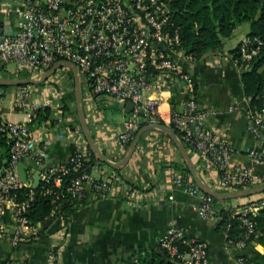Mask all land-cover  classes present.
<instances>
[{"label": "built area", "instance_id": "2783aa9c", "mask_svg": "<svg viewBox=\"0 0 264 264\" xmlns=\"http://www.w3.org/2000/svg\"><path fill=\"white\" fill-rule=\"evenodd\" d=\"M0 12L5 18L14 17L15 25L13 31H5L0 20V71L13 62V72L25 70L27 75L35 76L59 60H71L79 68L81 91L86 98L93 101L106 98L107 102L122 103V107L126 101L133 103L115 136L119 147L125 149L141 125L161 122L171 125L186 148L196 152L201 169L214 171L209 175L213 188L230 190L264 182V102L253 103L251 94H243L247 102V130L252 137L246 150L250 163H245L229 140L209 127L207 119L215 108L201 107L195 100L192 78L181 67L183 60L195 57L180 44L179 30L171 24L167 0H3ZM254 39L256 45L248 36L242 38L239 54H232L241 71L249 68L252 56L259 50L261 40ZM41 82L45 90L38 83L18 84L13 104L24 109L22 120L9 119L0 111V142L8 143V156H2L0 143V243L7 240L13 246L42 238L43 222L29 215L34 186L40 184L42 194L53 195L51 214L61 202L80 199L86 182L101 191L114 186L113 178H92L90 171H84L71 178L67 193L60 190L63 174L68 171L67 162L51 165L45 162L40 138L32 132L31 125L38 110L45 107L53 109L52 117L62 120V96L73 91L74 75L67 64L60 63ZM173 85L185 95L180 112L160 107L162 102L168 104V96L163 92H170ZM35 86L44 93H37ZM4 95L0 88V102ZM234 106L231 104L229 108ZM64 132L57 133V137L63 138ZM73 152L76 155L71 160L76 168L85 150ZM28 156L38 167L36 185L30 177L22 178L18 169L19 160ZM170 179L174 183L186 181L191 191L196 192L201 217L221 218L215 211L214 196L199 190L190 174L172 172ZM23 187L29 189L19 191ZM124 193L133 197L143 195L135 186L125 187ZM233 206L231 215L238 218L242 229L238 237L226 234L227 248L236 252V264H253L245 262L243 250L256 244L250 238L255 228L249 214L264 206V192L245 196ZM5 212L8 219L4 218ZM66 222L60 220L61 227L65 228ZM230 227L227 222L225 233ZM158 245L179 264L208 263L207 240L188 235L176 224L165 228ZM59 248V241H51L46 248V260L41 264H63Z\"/></svg>", "mask_w": 264, "mask_h": 264}, {"label": "crops", "instance_id": "0c3cea01", "mask_svg": "<svg viewBox=\"0 0 264 264\" xmlns=\"http://www.w3.org/2000/svg\"><path fill=\"white\" fill-rule=\"evenodd\" d=\"M2 1L0 0V3ZM0 20L5 31H13L14 17L5 18L0 12ZM239 25L241 24L236 25L231 34L236 36L234 40L224 38L220 48L206 51L191 61L183 60L181 67L192 78L197 104L215 108L214 114L207 119L209 127L223 134L239 151L238 157L245 163H250L246 153L252 144V137L247 130V102L243 97L241 70L230 51L237 41L246 37L247 31L245 36L236 32ZM0 75L24 77L20 72ZM28 76L25 75L26 78L33 77ZM38 84L42 86L43 82ZM2 86L5 95L0 102V111L9 119L22 120L24 109L13 104L18 84ZM35 88L37 93H44L39 86ZM163 94L168 96V104L162 102L161 109L183 111L185 95L177 86L173 85L170 92ZM81 95L93 143L113 161L119 162L126 148L119 147L115 136L122 129V120L129 110L125 108V104L122 107L120 102H107L106 98L93 101L88 96L86 98L83 91ZM231 104L235 105L232 109L229 108ZM69 105V116L62 117L60 122L54 117H49L36 119L31 125L32 132L40 138V147L47 163L59 164L75 149L86 150L89 146L77 113L75 96ZM63 130L64 137H57V133ZM187 151L199 177L212 186L209 175L214 174V171L205 172L199 165L196 152L189 148ZM184 163L178 147L165 131L159 128L143 130L125 165L115 167L103 161L102 164L96 163L91 168L92 178L114 174L116 178H113V188L107 191L96 190L90 182H86L84 195L67 210L65 228L61 227L59 219L54 218L46 229L41 228L40 240L28 239L16 246L3 240L0 243V262L41 264L46 260V248L53 240L59 241V259L63 264H118L146 257L152 259L157 255L164 257L165 253L158 245V238L169 224H176L188 235H197L207 240V264H236V252L227 248L226 233L218 218L201 217L196 192L191 191L186 181L174 183L170 179L172 172L185 171ZM20 165L21 171L34 179L38 167L31 157L19 160V172ZM189 173L194 180L190 170ZM129 186L139 188L143 195L128 196L124 190ZM163 186L165 188L161 191ZM198 189L201 190L199 187ZM242 200L243 197L218 200L215 207ZM4 218L8 219L6 212ZM255 242L256 244L244 248L243 252H248L251 248L264 252V246Z\"/></svg>", "mask_w": 264, "mask_h": 264}, {"label": "trees", "instance_id": "16d2710c", "mask_svg": "<svg viewBox=\"0 0 264 264\" xmlns=\"http://www.w3.org/2000/svg\"><path fill=\"white\" fill-rule=\"evenodd\" d=\"M171 8L172 25L179 30L180 44L185 52L192 54L195 58L202 56L206 51L216 50L221 47L223 39L229 37L236 25L242 21H248L249 30L246 36L250 38L252 44H257L254 39L259 38V50L252 56L250 66L240 72L243 92L251 94L253 103L261 104L264 102V0H167ZM242 40H239L231 52L234 56L239 54V48ZM28 73H20L21 76ZM74 100L73 91L66 93L62 98L60 111L62 117H68L70 114V101ZM73 110V108H72ZM74 112V111H73ZM53 109L45 107L37 112V120L49 118L53 116ZM62 123V122H61ZM3 146L2 156H8V143L3 140L0 142ZM76 152L70 154L67 161L68 171L63 174L62 185L60 190L67 193V187L71 182V178L80 175L84 171H90L94 164H102L93 151L87 146L85 155L80 157V164L75 168L71 160ZM116 170H119L115 168ZM184 172L189 173L188 166L184 163ZM109 178H116L115 175H107ZM239 187V186H237ZM35 193L31 200L29 215L33 220L44 222L48 217L64 220L68 219L67 210L78 200L61 202L54 214H51L53 207L52 194H42L40 192V184L34 186ZM28 187L20 188L19 191H27ZM264 192V191H262ZM245 198V196L243 197ZM214 199V206L218 200ZM235 207L233 204L220 205L215 207L217 214L221 216L219 219L220 226L225 231L227 222L231 227L227 231V236L238 237L242 227L238 224V218L231 215ZM254 222V231L250 238L261 243L264 246V206L259 207L258 211L249 214ZM163 251V250H162ZM164 252V251H163ZM165 253V252H164ZM243 256L246 263L264 264V252H260L256 248L244 252ZM179 264L175 259L170 258L166 253L164 257L157 255L155 258H142L140 260L125 261L118 264Z\"/></svg>", "mask_w": 264, "mask_h": 264}, {"label": "water", "instance_id": "95a60500", "mask_svg": "<svg viewBox=\"0 0 264 264\" xmlns=\"http://www.w3.org/2000/svg\"><path fill=\"white\" fill-rule=\"evenodd\" d=\"M60 63L67 64L73 72V75H74V96H75L76 109H77V113H78L79 120L81 123V127H82V130L84 132L85 137L87 138V142L89 144L90 149L93 151V153L95 154V156L98 159H100L104 162H107L110 165L115 166V167H121V166L125 165L127 163V161L129 160L131 154L133 153V150H134V148L138 142L139 136L142 133V131L147 129V128H159V129H162L163 131H165L171 137V139L174 141V143L178 147L186 165L188 166L190 172L192 173L194 181L196 182L198 187L201 188L202 191L207 192V193L213 195L215 198H218V199L248 196V195H251V194H254L257 192L264 191V182L259 183V184H255V185H251V186L230 189V190H218V189H215V188L211 187L210 185H208L206 182H204L199 177L198 172L195 168V165H194V163H193V161H192V159H191V157L187 151V148H186L185 144L183 143V141L178 136V133L174 130V128L171 125L161 123V122L148 123V124L141 125L136 130L135 134L133 135L129 144L127 145L122 159L119 162L113 161L101 149L96 147L95 144L93 143L92 136H91V133H90V130H89L86 118H85L83 104H82L81 79H80L79 68L71 60H67V59L59 60L56 63H54L52 66L47 68L45 71H43V72H41V73L31 77V78L18 77V76H1L0 75V85L22 84V83H39V82L43 81L44 79H46L52 73L54 67ZM132 106H133V103L130 100L126 101L125 108L127 110H130L132 108ZM68 157L69 156H67L66 160H64L62 162H67ZM48 164L51 165L52 162H49ZM20 175L24 179H26V177H27L26 173L21 171V165H20ZM38 182H39V174H38V170H36V172L34 174L33 184L36 185ZM53 219H54L53 217H48L46 220H44V222L42 223V229H46L48 224Z\"/></svg>", "mask_w": 264, "mask_h": 264}, {"label": "rangeland", "instance_id": "374dc122", "mask_svg": "<svg viewBox=\"0 0 264 264\" xmlns=\"http://www.w3.org/2000/svg\"><path fill=\"white\" fill-rule=\"evenodd\" d=\"M240 24L241 25H239L238 29H236V32L238 31V34L241 33L242 35L245 36L246 31H248V29H249V23H248V21H242ZM229 38H232V40H234V38H236V36L234 37V35H231V36H229ZM14 67H15V64L13 62H9V63H7L6 67L2 71H0V73L4 74V75L5 74H8V75L14 74V73H16V72H13ZM20 73L24 74L25 70H20ZM0 88L3 89V86L0 85ZM242 197H244V196H242Z\"/></svg>", "mask_w": 264, "mask_h": 264}]
</instances>
